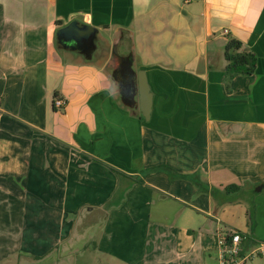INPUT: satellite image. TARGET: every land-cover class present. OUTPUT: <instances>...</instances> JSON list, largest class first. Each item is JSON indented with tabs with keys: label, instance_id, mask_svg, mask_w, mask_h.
<instances>
[{
	"label": "crops",
	"instance_id": "crops-1",
	"mask_svg": "<svg viewBox=\"0 0 264 264\" xmlns=\"http://www.w3.org/2000/svg\"><path fill=\"white\" fill-rule=\"evenodd\" d=\"M74 21L97 30L90 55L58 42ZM232 39L253 75L227 77ZM115 46L147 74L149 121ZM263 183L264 0H0V264H219V230L264 241Z\"/></svg>",
	"mask_w": 264,
	"mask_h": 264
},
{
	"label": "water",
	"instance_id": "water-1",
	"mask_svg": "<svg viewBox=\"0 0 264 264\" xmlns=\"http://www.w3.org/2000/svg\"><path fill=\"white\" fill-rule=\"evenodd\" d=\"M96 33L97 30L91 26H80L77 21L71 22L68 26L60 29L57 33L59 44L67 47H75L76 45L84 48L86 55L96 48ZM75 44V46H74ZM116 47L114 53L116 54ZM132 58V57H131ZM130 70V85L131 89L127 96L122 94V101L130 108H140L143 118L147 121L151 118L152 110V93L147 80L145 71L136 72L133 68L132 60L129 63ZM128 100L130 102H128ZM264 190V183L258 186L255 191L261 192Z\"/></svg>",
	"mask_w": 264,
	"mask_h": 264
},
{
	"label": "trees",
	"instance_id": "trees-1",
	"mask_svg": "<svg viewBox=\"0 0 264 264\" xmlns=\"http://www.w3.org/2000/svg\"><path fill=\"white\" fill-rule=\"evenodd\" d=\"M243 44L235 39L229 41L226 47V59L228 61V66L226 70V75L229 79H232L239 75L251 76L255 73L257 68V57L251 52H240ZM114 172L119 176L123 177L125 174L114 170ZM172 174V173H170ZM193 181L196 184H200L197 176L193 177ZM250 189V198L252 199L254 195H256L255 187H251ZM244 190L243 187H239L236 185H232L226 188L227 192H242ZM249 191V190H248ZM248 215L250 217L251 225H254V217H255V204L253 200H248Z\"/></svg>",
	"mask_w": 264,
	"mask_h": 264
},
{
	"label": "built area",
	"instance_id": "built-area-1",
	"mask_svg": "<svg viewBox=\"0 0 264 264\" xmlns=\"http://www.w3.org/2000/svg\"><path fill=\"white\" fill-rule=\"evenodd\" d=\"M225 33L228 31L226 30ZM53 105L56 110H64L67 103L63 99L55 98ZM245 239L246 236L240 232L219 230L217 233L219 264H244L254 257H264V241L259 242L253 249L245 251L243 247Z\"/></svg>",
	"mask_w": 264,
	"mask_h": 264
},
{
	"label": "flooded vegetation",
	"instance_id": "flooded-vegetation-1",
	"mask_svg": "<svg viewBox=\"0 0 264 264\" xmlns=\"http://www.w3.org/2000/svg\"><path fill=\"white\" fill-rule=\"evenodd\" d=\"M118 49H122L121 47ZM117 52V51H116ZM122 52V53H121ZM120 53H116V59H114L112 65L110 66V71L112 75L117 80V87L119 90V94L122 96H127L128 91L131 89L130 85V70H129V63L131 58V54L128 51L121 50ZM133 63V60H132ZM128 102H130L128 100Z\"/></svg>",
	"mask_w": 264,
	"mask_h": 264
},
{
	"label": "rangeland",
	"instance_id": "rangeland-1",
	"mask_svg": "<svg viewBox=\"0 0 264 264\" xmlns=\"http://www.w3.org/2000/svg\"><path fill=\"white\" fill-rule=\"evenodd\" d=\"M122 50V49H121ZM121 50L120 49H118V47H116V51H117V53H120L121 52ZM113 52H114V48H113ZM122 53V52H121ZM226 216L227 217H230L231 219H235V222L237 223V224H240V225H242L241 224V220H242V218H241V216H240V214H232V213H226ZM247 217H248V219H247V221H246V223H248V226H249V228H245V229H241V231H243L244 232V234H249V231H250V227H252V225H251V221H250V217H249V215H247ZM253 222L255 223V217H254V220H253ZM233 226V225H232ZM236 227H240V226H236ZM80 247V246H79ZM82 251V250H81ZM84 251V250H83ZM86 251V250H85ZM80 252V251H79ZM92 256V251H86V252H84L83 254H80L79 255V253L77 254V260H75V264H112V262L110 261H108V259H106V258H104L103 256H102V258L101 257H91ZM259 257H254V258H252V259H250V260H248L247 262H245L244 264H248V263H250L251 262V260H254V259H258ZM77 261V262H76Z\"/></svg>",
	"mask_w": 264,
	"mask_h": 264
}]
</instances>
